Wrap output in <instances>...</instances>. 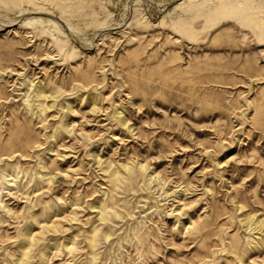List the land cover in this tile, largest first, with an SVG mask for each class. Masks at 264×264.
Segmentation results:
<instances>
[{"label": "rangeland", "instance_id": "1", "mask_svg": "<svg viewBox=\"0 0 264 264\" xmlns=\"http://www.w3.org/2000/svg\"><path fill=\"white\" fill-rule=\"evenodd\" d=\"M0 264H264V0H0Z\"/></svg>", "mask_w": 264, "mask_h": 264}]
</instances>
